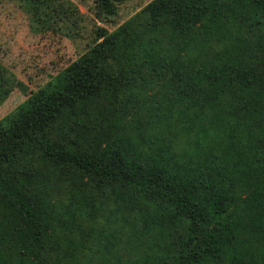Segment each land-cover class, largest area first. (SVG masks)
<instances>
[{"label":"trees","instance_id":"trees-1","mask_svg":"<svg viewBox=\"0 0 264 264\" xmlns=\"http://www.w3.org/2000/svg\"><path fill=\"white\" fill-rule=\"evenodd\" d=\"M95 39L0 118V264H264V0H150Z\"/></svg>","mask_w":264,"mask_h":264},{"label":"rangeland","instance_id":"rangeland-1","mask_svg":"<svg viewBox=\"0 0 264 264\" xmlns=\"http://www.w3.org/2000/svg\"><path fill=\"white\" fill-rule=\"evenodd\" d=\"M149 1L117 0L116 13L103 21L95 0H63V7L77 9L75 20L65 21L56 16V0L53 11L32 0H0V64L11 81L0 118L89 48L98 26L112 31Z\"/></svg>","mask_w":264,"mask_h":264}]
</instances>
